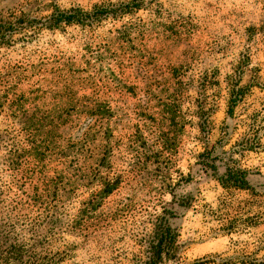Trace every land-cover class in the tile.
Listing matches in <instances>:
<instances>
[{
	"label": "rangeland",
	"instance_id": "374dc122",
	"mask_svg": "<svg viewBox=\"0 0 264 264\" xmlns=\"http://www.w3.org/2000/svg\"><path fill=\"white\" fill-rule=\"evenodd\" d=\"M131 1L0 0V26L16 29L0 41L1 249L57 264H145L159 218L172 214L175 258L158 264H264V0H139L121 22L18 34V21L41 20L53 4L91 12ZM126 22L129 41L115 34ZM82 79L77 96L107 102L112 117L53 135L63 142L92 127L97 153L111 131L109 175L120 184L95 211L83 203L99 186L57 195L69 188V159L45 143L33 160L24 125ZM200 156L218 175L245 171L249 187H224Z\"/></svg>",
	"mask_w": 264,
	"mask_h": 264
},
{
	"label": "trees",
	"instance_id": "16d2710c",
	"mask_svg": "<svg viewBox=\"0 0 264 264\" xmlns=\"http://www.w3.org/2000/svg\"><path fill=\"white\" fill-rule=\"evenodd\" d=\"M142 3L139 0H132L128 3L112 4L107 3L105 5L94 6L91 12L83 11L79 7H73L69 10H62L57 5L53 4L50 7L52 12L49 16L42 18L41 20L32 21H18V34L21 40H31L33 36L38 34V31L42 30H59L63 31L67 27L79 26L81 29L91 30L105 19H111L113 21L121 22L126 16H129L135 11H139ZM35 26V27H33ZM39 26V27H38ZM131 22H126L121 25L118 30H115L120 38L129 41L131 38L130 33L134 29ZM16 29L11 24L0 26V41H4L6 38L12 37L13 32ZM140 31V30H139ZM119 38V39H120ZM80 73V71L76 72ZM90 80V79H89ZM89 82L82 79L73 84L64 85V88L55 92L53 99L55 102L50 103L51 106L48 111L43 113L35 114L29 120L24 122L25 130L27 132V146H29V155L33 160L38 159L41 161L44 159L46 153L40 146L47 143V145H53L50 150L55 159L67 160L69 159L71 169L67 172L69 177V188L63 190L62 185H57L58 193L65 192L66 195L72 196L76 193L80 187L79 182L86 184L84 188L90 189L93 185L99 186L98 191H93L89 195V199L83 203L84 208H89L95 211L100 208L102 203L107 199L116 189L118 188L120 181L114 179L109 175L110 167V153H111V131L105 129L104 135L101 141L105 145L95 152V147H91V144L98 139L100 131H92V127L82 133L79 137H75L73 133H68L66 140L58 141V137L54 129H65L67 131L75 129L78 124V120L94 119L96 122L101 123L103 120H109L112 117V110L107 102H98L97 99H91L90 97H78L76 89H85ZM234 104H231L233 107ZM38 109V108H37ZM37 111V110H36ZM35 125V126H34ZM47 125L49 132L44 134V141L35 140L38 136L35 133L39 132L42 127ZM51 133V134H50ZM40 135V134H39ZM43 135V134H42ZM93 149L95 154L93 155L91 150ZM90 153L94 161L91 164L85 166L84 169L81 164L83 163L82 154ZM204 160L199 161L198 165L201 166V170L218 180L224 187L232 186L236 189H247L249 182L247 181V173L242 170H227L222 175H218L217 167L214 165V160L209 157L200 156ZM209 159V162L206 161ZM13 162V161H11ZM85 162V161H84ZM66 164V163H65ZM72 181V182H71ZM61 186V187H60ZM170 214L172 212H169ZM164 214V213H163ZM174 215L163 216L159 218L157 230L155 233L153 244L149 248V256L145 264H158L164 257L175 258L174 246L178 238V234L175 228H172L166 217H173ZM27 251L17 250L16 247L10 246L6 250H2L0 246V263L11 264L17 253H19V264H57L56 262L50 261L44 262V258H35V256H27ZM21 256H27L21 258Z\"/></svg>",
	"mask_w": 264,
	"mask_h": 264
}]
</instances>
